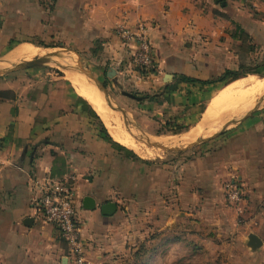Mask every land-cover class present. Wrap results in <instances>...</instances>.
Here are the masks:
<instances>
[{"label": "crops", "instance_id": "1", "mask_svg": "<svg viewBox=\"0 0 264 264\" xmlns=\"http://www.w3.org/2000/svg\"><path fill=\"white\" fill-rule=\"evenodd\" d=\"M46 3L0 0V60L20 46L39 49L46 38L63 35L74 50H98L99 61L115 70L121 81L141 80L132 65L134 46L110 32L140 21L148 22L162 72L146 86L153 90L165 88L175 74L216 82L226 70L236 71V26L250 36L256 55L264 53V0H226L225 7L216 0H54L50 7ZM218 85L203 88L194 82L182 88L211 91ZM73 95L52 75L0 78V264H70L66 245L37 212L35 202L45 186L71 178L81 239L92 264L121 263L128 238H122L115 225L122 218L119 198L140 216L145 195L154 203L177 198L180 220L194 216L212 230L216 238L205 240L214 245L211 259L264 264V110L182 160L140 166L123 161L94 134L78 105L82 97L75 100ZM231 180L240 181L246 194L242 223L225 201L224 186ZM86 197L95 200V210L83 208ZM107 203L117 206L108 217L100 210ZM146 209L154 211L151 205ZM251 235L261 241L259 248L249 246ZM185 241L198 243L199 238H165L162 244ZM156 255L155 250L147 254L148 259ZM181 257L187 259L188 253Z\"/></svg>", "mask_w": 264, "mask_h": 264}, {"label": "rangeland", "instance_id": "2", "mask_svg": "<svg viewBox=\"0 0 264 264\" xmlns=\"http://www.w3.org/2000/svg\"><path fill=\"white\" fill-rule=\"evenodd\" d=\"M44 1L47 2V7L52 6L54 3L52 1L51 4L50 0ZM115 28L116 27L111 29L110 32L116 37ZM234 40L239 42V48L235 49L236 56L238 57V64L235 69L236 72L241 74V77L237 80L219 83L218 88L216 89V87H213L211 91L208 89H206V91L196 89L191 92L185 90L182 86L189 82L185 81L179 74H175L173 77L171 76L172 81H170L165 88H158L156 90L148 88L146 87L148 83H153V81L157 80V78L154 77L161 76L162 72L157 65L155 73L151 78L141 75L140 79L143 80L142 84H140L141 86H138L137 83L141 81L139 79L135 81H121L116 75L115 70L108 68L105 61H99L100 57L98 50L95 52L74 50L72 44L67 41V36L63 35H59L58 38H46V40L39 45V51L42 53L39 52L35 56L22 58L20 60L10 59L9 56L11 52L7 58H2V60H0V66L13 67L16 65H23L29 61L37 60L56 52L67 51V53H65L66 55L76 57L70 52L76 51L81 57L82 66L89 67L93 71L94 76L108 89L110 98L113 100V104L116 108V110L112 111V117L118 121L117 123L123 131H133L135 133V144L140 148V153L137 154L117 143L112 131L106 126V123L98 116L89 105L88 101L82 98L81 101L79 100L78 105L79 108L84 109L85 117L90 121L94 134L101 137L103 140L105 139L110 145L111 143L108 139H111L124 148V150H120L111 145L114 150L118 152L119 156L124 159L123 161L127 160L139 164L140 166L141 164L147 166L146 164L177 162L182 160L186 154L188 156V154L192 155L199 150H204L207 143L189 148L183 152L164 151L150 146L141 133H144L157 144L165 145L169 148H183L199 139H207L213 136L223 126L247 114L252 106L260 102V99L264 96V88H260L258 85L255 91H253L254 89L250 90L252 93L249 92V99H247L242 106L231 110L230 113L224 115L223 118L221 117L217 127L203 130L202 132H197L196 130L209 103L213 99L210 98V95L211 97H216V95L226 87L242 80L247 79L246 82H253V85L255 82L257 85L261 79L264 78V53L256 55L258 52L256 51V47L252 44V40L244 35ZM252 48H254V50H252ZM56 65L57 64L54 62L48 60V63L36 65L27 70L2 73L0 74V78L12 79L19 76L45 77L52 75L59 78L60 82L67 86V89L74 94V99L77 100V98H80L77 88L66 79L63 71ZM67 66H69V64ZM84 77L89 81L88 77ZM218 79H220V77ZM201 87L204 88L206 85H202ZM94 88L96 90L95 85ZM125 93L131 94L138 99H130L124 95ZM98 94L104 98L100 92H98ZM118 108L128 116L131 122H128L122 117ZM258 110H264V103ZM133 125H136L138 129ZM192 134L196 135L192 136ZM119 199H121V202L118 203V207L122 218L117 220L115 225L121 228L122 238H128L126 250L121 257L120 264H222L221 258L219 260H215L214 258L211 259V252L215 250L213 247L214 245L212 246L208 241H205L216 238L214 232L208 228H204V224L200 220L194 219V216L180 220L176 214L178 208L177 198L173 199V201L160 199L157 203H154L148 202V198L145 195L143 197L145 202L142 204L144 206V211L139 214L140 216H137L135 212L132 213L131 209H129L130 204L125 198ZM149 205L154 207V211H147L146 207ZM165 238H199V241L198 243L195 241L191 243L185 241L181 244L171 243L163 247L162 240ZM154 250L157 253L156 257L148 259L147 254ZM194 252L202 253L195 256L193 255ZM185 253H188L187 259H180Z\"/></svg>", "mask_w": 264, "mask_h": 264}, {"label": "built area", "instance_id": "3", "mask_svg": "<svg viewBox=\"0 0 264 264\" xmlns=\"http://www.w3.org/2000/svg\"><path fill=\"white\" fill-rule=\"evenodd\" d=\"M52 1L54 0H50L51 4ZM149 29L147 21H140L135 27L119 26L115 29L116 37L123 44L134 46L132 65L140 75L147 78H151L156 70ZM73 181L74 178H71L56 186H45L43 195L35 202V207L43 220L55 228L57 237L66 245L70 264H92L86 257L81 239ZM224 193L227 205L236 211L238 222L242 223V204L246 201L242 183L238 180L227 182Z\"/></svg>", "mask_w": 264, "mask_h": 264}, {"label": "bare ground", "instance_id": "4", "mask_svg": "<svg viewBox=\"0 0 264 264\" xmlns=\"http://www.w3.org/2000/svg\"><path fill=\"white\" fill-rule=\"evenodd\" d=\"M39 52L42 53L41 51H39V49L33 46L24 45L17 48L10 55V59L20 60L22 58L35 56ZM76 59V57L66 54L51 55L48 58L49 61L57 64L56 66L63 71L66 79L77 88L78 95L86 99L94 109V111L98 114V116L106 123V126L112 131L116 142L134 151L137 154L140 153V148L135 144V133L133 131L127 130V132H125L121 129L120 125L117 123L118 121H116L112 117V111L116 110L114 104L112 103V105L109 107L105 102V97L103 98L100 96V94H98L99 91L97 88L96 90L98 92L95 90V84L92 85L83 76V74L79 73L76 70ZM66 64H69V66H67ZM252 83H236L227 87L225 90L219 93V95H217L209 104L197 132H202L206 128H214L217 125L218 121H220L221 117L223 118V116L229 114L231 110L242 106L247 101V99H249L248 97L250 96V90L254 89L253 91H255L258 85L260 86V88H264V80H261L259 83L257 82V85L255 84V82L254 85ZM250 93H252V91ZM194 135L195 134H192V136Z\"/></svg>", "mask_w": 264, "mask_h": 264}, {"label": "water", "instance_id": "5", "mask_svg": "<svg viewBox=\"0 0 264 264\" xmlns=\"http://www.w3.org/2000/svg\"><path fill=\"white\" fill-rule=\"evenodd\" d=\"M216 3L217 4H220L221 6L225 7L226 6V0H216ZM72 54H74L77 58V67H76V70L78 72H80L81 74H83L84 76L88 77L89 78V81L90 83L92 84H95L96 85V88L98 89V91L104 95L105 97V102L106 104L110 107L112 105L113 100L110 98V94H109V91L108 89L104 86L103 83H101L93 74V71L89 68V67H84L82 66L81 64V57L80 55L76 52V51H70ZM67 53V51L65 52H56L54 54H50V55H47V56H44V57H41L37 60H32V61H29L28 63H25L23 65H16V66H13V67H2L0 66V74L2 73H12V72H19V71H23V70H27V69H30L32 67H35L36 65H40V64H44V63H48V58L51 56V55H61V54H65ZM125 96H127L128 98L130 99H134V100H137L138 98L134 97L133 95L131 94H124ZM264 103V96L260 99V102L255 104L254 106H252V108L249 110V112L241 117H238L236 119H234L232 122L226 124L225 126H223L216 134H214L213 136L207 138V139H199L189 145H186L185 147L183 148H172V147H167L165 145H161V144H157L156 142L152 141L150 138H148L144 133H141L142 136L145 138V140L147 141V143L152 146V147H156V148H159L161 150H164V151H174V152H183L189 148H193L195 146H200V145H203L211 140H214L216 138H218L219 136L222 135L223 132L229 130L231 127L239 124L240 122H242L243 120L247 119L249 116H251L252 114H254L258 109L259 107ZM118 111L119 113L122 115L123 118H125L128 122H131L129 119H128V116L126 114H124L122 112V110L120 108H118ZM133 124V123H132ZM136 129L137 126L136 125H133ZM83 208L85 210H95L96 209V204H95V200L92 199L91 197H86L84 200H83ZM100 210H101V213L104 215V216H112L116 210H117V206L116 204L114 203H107L103 206L100 207ZM249 246L253 249H257L261 246V241L259 240L258 237L254 236V235H251L249 236Z\"/></svg>", "mask_w": 264, "mask_h": 264}, {"label": "trees", "instance_id": "6", "mask_svg": "<svg viewBox=\"0 0 264 264\" xmlns=\"http://www.w3.org/2000/svg\"><path fill=\"white\" fill-rule=\"evenodd\" d=\"M242 35H244V36H246V37H248L250 39V36L244 30H242L239 26H236V31H235V33L233 34L232 37L234 39H238ZM252 50H254V48H252ZM240 77H241V74H239L238 72L232 71V70H226L224 72V74L220 77V79H218L216 82H200V81L191 80V79H187V78H183V79L185 81L189 82V83L199 82L201 85H210V84H213V83H226L229 80H237ZM87 107L90 109V107L88 105H87ZM108 140H109V142L111 143L112 146H114V147H116V148H118L120 150H124V148L119 146L117 143L113 142L111 139H108Z\"/></svg>", "mask_w": 264, "mask_h": 264}]
</instances>
